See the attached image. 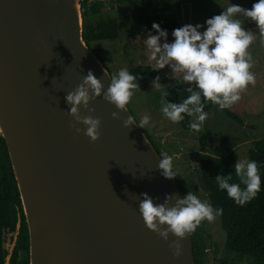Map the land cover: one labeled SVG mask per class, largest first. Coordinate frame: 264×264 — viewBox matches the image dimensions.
Returning a JSON list of instances; mask_svg holds the SVG:
<instances>
[{"label": "water", "instance_id": "95a60500", "mask_svg": "<svg viewBox=\"0 0 264 264\" xmlns=\"http://www.w3.org/2000/svg\"><path fill=\"white\" fill-rule=\"evenodd\" d=\"M81 0H0V140L7 144L29 230V264H195L192 233L182 255L147 228L141 193L181 194L157 168L162 155L103 97L92 141L70 127L65 95L92 70L111 73L84 39ZM120 111L121 119L112 116ZM137 121V120H136ZM138 122V121H137ZM80 128L84 126L77 125Z\"/></svg>", "mask_w": 264, "mask_h": 264}, {"label": "clouds", "instance_id": "9594fccd", "mask_svg": "<svg viewBox=\"0 0 264 264\" xmlns=\"http://www.w3.org/2000/svg\"><path fill=\"white\" fill-rule=\"evenodd\" d=\"M223 11L206 19L205 24H185L171 32L174 38L169 42L168 30L153 22L145 44L150 50L149 60L155 61L153 71L170 68L172 78L178 84L188 85L183 91L188 95L180 102L167 99L171 93L161 86V76L152 81V88L160 93V111L173 123L189 119V127L199 131L208 118L206 105L211 103L219 109H230L241 96L240 93L256 82L251 69L249 47L256 39L252 30L243 27L241 18L255 22L259 34L264 37V0H255L252 7L230 3L221 6ZM203 29V30H202ZM141 79L143 77H140ZM110 84L105 89L102 79L92 70L84 75L82 82L73 91L67 92L65 102L67 115L72 118L70 127L83 132L96 141L100 137L101 119L93 115H82L81 107L95 112L91 102L97 98L113 104L116 109L128 111L127 106L136 90L140 89L138 74L121 68L110 76ZM113 118L121 119L120 111L112 113ZM150 117L143 116L137 122L132 115L123 119L124 127L136 124L144 129ZM83 125V128L77 125ZM234 172L217 175L215 182L219 190L239 206L255 199L262 190V179L255 160L237 159ZM157 168L166 179H175L179 171L173 157H159ZM233 173L236 181H233ZM160 197L141 193L139 212L148 229L156 232L165 241L171 236L177 239L170 243L173 255H182L181 240L186 238L202 222H214L223 214L222 207H214L208 200L201 199L189 190L187 194L166 193Z\"/></svg>", "mask_w": 264, "mask_h": 264}, {"label": "rangeland", "instance_id": "374dc122", "mask_svg": "<svg viewBox=\"0 0 264 264\" xmlns=\"http://www.w3.org/2000/svg\"><path fill=\"white\" fill-rule=\"evenodd\" d=\"M142 1L81 0L82 5L85 6L84 10L88 11L92 3H100L105 7L102 15L118 18V38L91 43L92 48L98 52L106 66L113 72H118L121 68L129 70L137 65L155 66V61L148 59L150 50L145 44V38L148 31L152 30L153 22H156L161 28L168 30L169 42L174 39L171 36L173 28H170L169 20L166 18L172 2H178L180 5L182 26L205 24L206 19L223 11L221 6H227L230 3L250 9L255 2V0H145L148 5L144 6ZM241 19L243 27L252 30L256 37L248 49L252 65L250 70L254 73L256 82L242 91L240 100L230 108L240 117L241 123L214 105L210 111H207L208 118L199 131L183 130L179 123L171 122L160 111V93L152 88L153 78L149 76H138L140 89L135 91L129 103L138 122L143 116L150 117L149 125L143 130L151 136L162 156L173 157L180 174L176 180L182 194H187L191 190L201 199L209 202V191L203 183L200 170L189 159L191 151L201 149L198 138L209 131V146L206 149L208 153L224 156L231 150H235L239 159H249L252 142L264 138V37L260 36L255 22L248 18ZM85 20L86 17L82 12V21ZM162 70L168 76H173L170 68L165 67ZM161 86L166 88L164 83H161ZM4 236V247L7 251L6 264H9L16 244L17 232L8 231ZM225 238L219 217L211 223L202 222L197 228L199 264H252V256L239 255L227 250ZM20 256L23 257L24 254L21 253Z\"/></svg>", "mask_w": 264, "mask_h": 264}, {"label": "trees", "instance_id": "16d2710c", "mask_svg": "<svg viewBox=\"0 0 264 264\" xmlns=\"http://www.w3.org/2000/svg\"><path fill=\"white\" fill-rule=\"evenodd\" d=\"M142 5H148V2L143 0ZM84 7L83 4V10ZM104 9L105 7L102 4L92 3L88 11L86 9L82 11L86 17V20L83 21L84 39L90 48H92L91 43L93 42L114 40L119 36L118 18L102 15ZM166 18L169 20L170 28L175 29L182 26L178 2H172V7ZM95 52L98 54L96 50ZM101 59L103 60V58ZM153 68L149 64H144L137 65L129 71L138 74V76H149L153 79L160 75L161 83L166 84L165 89L171 93L167 97L171 102H180L186 98L188 93L183 91V88L188 87V85L178 84L172 76H168L162 69L153 71ZM109 71L111 75L116 73L110 69ZM213 106V104L208 103L205 111H210ZM224 111L229 117L240 121V123L242 122L240 117L230 109H224ZM189 119L186 118L184 121L179 122L183 130H191ZM147 135L151 138L148 133ZM209 136L210 132L208 131L198 138L201 149L191 151L189 159L200 170L203 183L209 191L211 204L214 207L223 208V214L219 216V219L221 228L226 235L225 247L227 250L239 255L252 256V264H264V138L254 140L252 148L249 150V159L255 160L259 167L262 190L251 202L239 206L227 197L226 192L219 190L215 182L217 175H227L234 172L233 166L239 159L238 153L235 150H231L224 156L208 153L206 149L209 146ZM155 147L161 154L160 149L156 145ZM216 150L220 151L219 148H216ZM233 181H236L234 173ZM179 189L182 194L180 186ZM8 231L17 232L16 244L9 264H29V230L8 147L2 138L0 140V264H6L7 251L4 247V234ZM192 236L195 264H199L200 252L197 242V229L192 233ZM21 253L24 254L23 257L20 256Z\"/></svg>", "mask_w": 264, "mask_h": 264}, {"label": "built area", "instance_id": "2783aa9c", "mask_svg": "<svg viewBox=\"0 0 264 264\" xmlns=\"http://www.w3.org/2000/svg\"><path fill=\"white\" fill-rule=\"evenodd\" d=\"M100 1H104V0H100Z\"/></svg>", "mask_w": 264, "mask_h": 264}]
</instances>
